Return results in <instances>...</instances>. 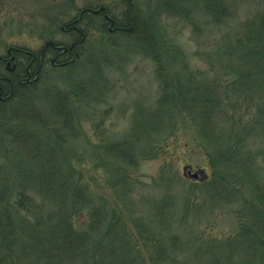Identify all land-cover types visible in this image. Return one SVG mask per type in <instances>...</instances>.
Here are the masks:
<instances>
[{
    "label": "trees",
    "instance_id": "16d2710c",
    "mask_svg": "<svg viewBox=\"0 0 264 264\" xmlns=\"http://www.w3.org/2000/svg\"><path fill=\"white\" fill-rule=\"evenodd\" d=\"M98 1L97 8L88 3L74 13L68 8L40 28L41 49L8 48L33 74L29 83L0 81L5 97L0 98V264H137L132 241L120 229L128 230L124 218L87 182L93 179L87 175L90 165L68 149L69 140L79 135L76 109L108 101L109 51L121 47V40L152 60L158 95L154 105L137 110L120 140L102 139L100 153L91 151L94 159L104 155L136 167L140 157L157 156L173 136L185 132L192 137L191 149L200 150L211 169L207 183L224 182L215 162L222 161L226 175L239 170L238 162L249 155L248 125L264 130V0H256L258 6L236 20L215 73L188 63L175 40L165 38L164 14L186 18L200 7L214 23L223 24L237 19V0ZM95 39L101 44L90 59ZM75 68L82 74L68 87L60 86L56 74ZM5 71L0 61V72ZM207 189L217 204L235 198ZM256 196L248 211L239 210L246 221L241 245L226 238L193 247L171 231L170 200L153 201L152 216L171 231L173 248L171 255L158 248L153 264H264V194Z\"/></svg>",
    "mask_w": 264,
    "mask_h": 264
},
{
    "label": "rangeland",
    "instance_id": "374dc122",
    "mask_svg": "<svg viewBox=\"0 0 264 264\" xmlns=\"http://www.w3.org/2000/svg\"><path fill=\"white\" fill-rule=\"evenodd\" d=\"M74 1L75 6L70 5V0H0V52H6L10 45L41 49L45 40L39 38L40 28L50 25L56 18L60 19L61 13L68 8L73 11L75 7L81 8L87 3L97 8L96 3L99 2ZM256 6V0H237V19H228L223 24L214 23L200 7L191 9L186 18L164 14L168 29L164 36L171 42L170 37L175 40L188 63L215 73L214 69L219 66V54L228 41L232 26L236 25V20L249 15ZM60 35L58 38H62ZM120 43L121 47L109 51L112 63L107 69L108 101L92 103V106L91 103H82L76 109L79 135L68 142L72 154L90 165L87 175L93 179L91 182L90 178H86L87 182L91 183L92 188L100 189L97 193L113 203L124 218L121 223L128 230L120 229L132 241L137 264L157 263L152 257L160 247H165L171 255L173 248H170L169 238L173 230L184 241L191 240L193 247L202 242L205 244L226 238L241 245L239 240L245 231L243 225L246 221L239 210L242 207L247 211L250 209V204L257 198L256 192L258 195L264 194V130L258 125H248L246 129L245 151L249 155H245V161L238 162L239 170L233 168L226 175L222 161L215 162L217 170L223 177L226 176L224 182L227 185L218 177L214 182L207 183L211 169L203 162L202 152L191 149L192 137L185 132L173 136L157 156L145 154L140 157L136 167L104 155L100 159L93 158L91 151H95L96 156L100 153L98 146L102 139L111 143L120 140L132 127L137 110L154 105L158 95L159 81L152 60L142 52L134 51L132 43L125 40ZM93 44L95 49H89L93 51L90 59L98 53L99 49L96 48L101 43L95 39ZM81 71L75 68L55 72L56 79L60 86L68 87L70 81L82 74ZM249 119L250 116L245 120L247 124ZM98 124H101L100 127ZM185 143H189L188 147ZM144 150L143 147L142 153ZM188 168L192 173H198L199 178L195 180L189 176ZM203 183H207L206 188ZM207 187L218 194L233 193L235 198L226 203H214L207 193ZM164 198L168 203L170 200L171 215L175 220L170 232L167 228L164 230L152 216L151 203ZM169 263L171 261L167 260Z\"/></svg>",
    "mask_w": 264,
    "mask_h": 264
},
{
    "label": "flooded vegetation",
    "instance_id": "af4514ba",
    "mask_svg": "<svg viewBox=\"0 0 264 264\" xmlns=\"http://www.w3.org/2000/svg\"><path fill=\"white\" fill-rule=\"evenodd\" d=\"M0 61H1V65L2 64L5 65V69L7 70L5 72H0V81L7 82L10 85L13 84L14 79H18L20 83H29L31 81L33 72H31L30 67H28L27 71H24L22 69L23 62L19 58H17L16 54L13 53L11 49L7 50L6 55L1 54ZM6 72L10 73V76L11 75L12 76L10 77L8 74H6ZM3 95H4V89L0 85V98L5 99Z\"/></svg>",
    "mask_w": 264,
    "mask_h": 264
},
{
    "label": "water",
    "instance_id": "95a60500",
    "mask_svg": "<svg viewBox=\"0 0 264 264\" xmlns=\"http://www.w3.org/2000/svg\"><path fill=\"white\" fill-rule=\"evenodd\" d=\"M97 12V11H96ZM187 174L189 175V176H191L193 179H198L199 178V174L198 173H192L191 172V168H188V171H187Z\"/></svg>",
    "mask_w": 264,
    "mask_h": 264
}]
</instances>
